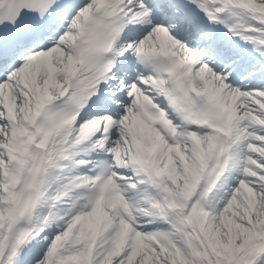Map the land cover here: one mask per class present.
Returning a JSON list of instances; mask_svg holds the SVG:
<instances>
[{
  "label": "snow or ice",
  "instance_id": "snow-or-ice-1",
  "mask_svg": "<svg viewBox=\"0 0 264 264\" xmlns=\"http://www.w3.org/2000/svg\"><path fill=\"white\" fill-rule=\"evenodd\" d=\"M0 264H264V0H0Z\"/></svg>",
  "mask_w": 264,
  "mask_h": 264
}]
</instances>
